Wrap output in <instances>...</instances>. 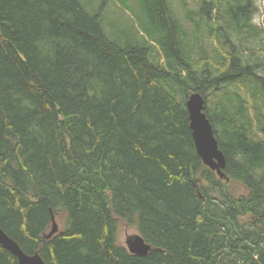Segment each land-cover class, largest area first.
Wrapping results in <instances>:
<instances>
[{"label":"trees","instance_id":"trees-1","mask_svg":"<svg viewBox=\"0 0 264 264\" xmlns=\"http://www.w3.org/2000/svg\"><path fill=\"white\" fill-rule=\"evenodd\" d=\"M172 1L139 0L144 34L135 22L109 34L106 4L0 0V225L24 252L49 264H264L257 5L181 0L182 20ZM196 91L225 178L198 154ZM120 219L148 254L119 243ZM0 264H18L1 243Z\"/></svg>","mask_w":264,"mask_h":264},{"label":"water","instance_id":"water-1","mask_svg":"<svg viewBox=\"0 0 264 264\" xmlns=\"http://www.w3.org/2000/svg\"><path fill=\"white\" fill-rule=\"evenodd\" d=\"M187 108L189 110L191 128L195 139L198 154L202 158L204 164L225 178L224 169L227 164V158L219 147V141L215 134L212 121L205 110L206 98L196 91L187 99ZM58 224L56 220L53 222V228L49 236L57 232ZM0 243L17 258L18 264H49L39 253L30 255L20 247L18 242L10 237L0 225ZM127 248L133 254L146 255L152 249L141 234H134L127 239Z\"/></svg>","mask_w":264,"mask_h":264},{"label":"rangeland","instance_id":"rangeland-1","mask_svg":"<svg viewBox=\"0 0 264 264\" xmlns=\"http://www.w3.org/2000/svg\"><path fill=\"white\" fill-rule=\"evenodd\" d=\"M87 8L94 12L103 4H106L105 10V29L110 34L112 25L122 29L129 28L134 22L137 28L144 34V28L141 25L140 16H143L139 0H127V7H123L121 0H81ZM257 5V12L254 16V22L264 31V0H254ZM174 7L178 9V15L184 20L182 13L181 0H173ZM196 8V6H193ZM139 234L135 225L127 223L125 220H119L117 238L119 243L127 246L129 236Z\"/></svg>","mask_w":264,"mask_h":264}]
</instances>
